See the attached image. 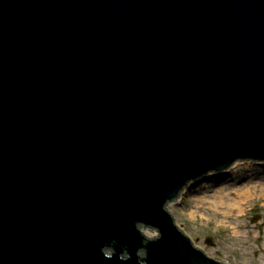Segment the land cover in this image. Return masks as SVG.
I'll use <instances>...</instances> for the list:
<instances>
[{"label": "water", "instance_id": "obj_1", "mask_svg": "<svg viewBox=\"0 0 264 264\" xmlns=\"http://www.w3.org/2000/svg\"><path fill=\"white\" fill-rule=\"evenodd\" d=\"M245 162L264 0H0V264H218L167 209Z\"/></svg>", "mask_w": 264, "mask_h": 264}, {"label": "rangeland", "instance_id": "obj_2", "mask_svg": "<svg viewBox=\"0 0 264 264\" xmlns=\"http://www.w3.org/2000/svg\"><path fill=\"white\" fill-rule=\"evenodd\" d=\"M261 181L264 182V164L237 163L225 183L214 178L167 210L176 225L209 257L225 264H264ZM249 188L252 196L241 212L230 210L228 204L220 205L222 193L232 194L235 199L237 192ZM208 239H213L217 247L208 248Z\"/></svg>", "mask_w": 264, "mask_h": 264}, {"label": "bare ground", "instance_id": "obj_3", "mask_svg": "<svg viewBox=\"0 0 264 264\" xmlns=\"http://www.w3.org/2000/svg\"><path fill=\"white\" fill-rule=\"evenodd\" d=\"M229 177V174L224 176L225 179H227ZM263 182V181H261ZM225 183V182H224ZM264 183V182H263ZM262 193L264 195V186L262 187ZM189 194V193H188ZM186 193H184L182 195V197L180 198V200L177 203H173L171 204L169 207H171L172 205H178L179 203H181L182 199L184 197H186ZM236 198H234V196L232 194H225L222 193V195L220 196L219 200H220V205H226L228 204V208L232 211L235 210H239L240 212L243 210L244 205L247 203V201L250 199V197L252 196V191L249 189L242 191V192H237L236 194ZM231 203V204H230Z\"/></svg>", "mask_w": 264, "mask_h": 264}]
</instances>
